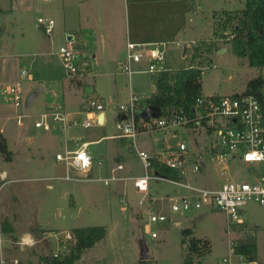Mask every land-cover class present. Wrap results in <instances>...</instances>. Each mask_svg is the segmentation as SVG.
Here are the masks:
<instances>
[{"label":"rangeland","instance_id":"obj_1","mask_svg":"<svg viewBox=\"0 0 264 264\" xmlns=\"http://www.w3.org/2000/svg\"><path fill=\"white\" fill-rule=\"evenodd\" d=\"M0 2L8 10L7 21L2 16L0 24L12 34L11 49L18 54L19 59L13 78L16 76L19 78L24 98L19 109H15L12 102L7 103L9 107L7 114L13 116V119L7 125L6 135L9 137V150L16 155L14 162L10 163L0 154V170L10 173L7 179L10 182L0 187V221L4 220L3 217L9 208L20 211L27 224L34 228L40 225L48 230L45 238L50 235L51 242H55L58 235L79 227L108 225L111 232L109 241L102 245L103 249L105 248L101 250L102 257L98 255L92 258L89 255L91 252L86 251L78 262L80 264H139L145 254L150 257L149 260H145L147 264H184L185 257L189 254V242L194 236L209 240L212 245V248L208 247L201 255L197 253L191 255L195 264H199L200 261L202 264H222L229 256H233L234 261L239 260L232 251L234 239L238 236L235 232L237 227L229 228L224 213L203 209L182 216L172 211V200L188 194V190L172 183L157 184L156 181H151V190L146 196L135 188L133 180L113 182L110 186L98 181L100 178L105 179L113 175H122L126 178L142 176L145 170L138 151L151 154L153 149H165L167 145L174 149L179 143L184 142L191 149L189 154H194V157L198 158L200 153L209 152L206 146L210 139L195 130L175 129L169 132L141 133L136 142L137 150L134 149L132 142L120 150L125 156L124 171L112 172L120 162L116 152L111 155V152L106 151V145L112 142L105 141L93 145L89 148L94 157L92 173L88 175L91 180L67 182L56 179L64 172L55 166L57 148L52 147L45 151L40 147L42 136L55 122L49 123L48 120L43 128H36L35 123L50 106L62 104V93L70 79L66 76L63 63L58 57L61 42L53 43L54 32L52 38H48L37 23L39 18L52 17L58 19L59 26L62 13L66 12L67 16L70 13L79 18L89 11L91 4L95 7V0H25L19 1L20 4L12 0ZM111 3L112 8L119 14L117 15L119 31H123L125 40L127 35L133 39L137 34L142 35L143 31L147 34L148 31L156 40L165 41L167 66L172 71L186 69L191 65L202 68L205 95L225 96L242 93L251 80L264 76V68H252L246 58L239 59L232 53L231 43L226 40L228 31L221 34L222 12L244 8L246 0H113ZM19 30H25V40L22 38L24 42L20 38ZM36 40H42L43 46L39 45V48L32 49L31 45ZM196 40L210 41L212 46L204 51L203 55L197 53L195 57L194 50L185 46L189 47L190 43ZM25 44L29 45L28 49L23 48ZM223 49L226 51L220 54ZM184 51L187 52L186 57L183 55ZM35 53L42 54L34 55ZM213 65L217 68L213 69ZM138 68L142 69L134 67L132 80L120 70L117 76L105 78L97 76L100 86L98 90L107 101L105 113L108 114L109 120L113 115V120L104 129L94 126L89 130L77 129L78 133L85 136L94 134L98 137L118 133L114 116L119 107L128 102L131 93L139 96L142 102L153 95L154 81L152 75L148 73V59H144ZM23 70L35 77L34 80L22 78ZM88 77L85 82H94L93 76ZM38 87H44L45 90L36 95L34 104L27 108L29 98ZM4 97L8 102L9 97ZM18 114L27 116L24 118L23 126L17 122ZM25 133L30 137L28 140L17 139L19 135L25 136ZM39 148L42 150L40 153L45 156L44 164L48 165L47 169L23 171L28 157H37L35 163L40 161ZM206 167L202 175L189 179L192 185L208 188L215 186L218 180L222 184L224 180L229 179L228 171L224 176L217 175V172L219 174L220 170L226 168L224 164L215 165L208 161ZM228 167L230 179L242 183L253 181L251 169L259 171L262 166H248L237 160L230 161ZM11 169H16L17 175L11 173ZM18 179L21 180L12 181ZM1 182H5V179L0 175ZM152 205L157 212H164L171 219V222L153 225V232L159 234L156 239H152L147 233L146 226L150 219L149 208ZM246 212L245 222L253 229L251 237L257 242L256 263L264 264V208L249 203ZM177 222L182 226L176 225ZM185 230H192L194 234L184 236ZM2 239L4 256L10 260L18 259L27 264H38L37 259L33 262L30 259H33V256L39 258L44 252H52L46 240L39 242V251L36 253L29 246H26L27 251L19 249L10 237L3 236ZM242 261L247 262L244 258Z\"/></svg>","mask_w":264,"mask_h":264},{"label":"built area","instance_id":"obj_2","mask_svg":"<svg viewBox=\"0 0 264 264\" xmlns=\"http://www.w3.org/2000/svg\"><path fill=\"white\" fill-rule=\"evenodd\" d=\"M39 27L43 28L46 35L50 36L55 27V20L38 19ZM225 34V33H224ZM227 41L235 38V35L227 33ZM76 34L71 33L67 36V43L60 47L58 57H60L66 76L72 80H78L88 75V69L91 67L89 57L82 50L80 42ZM216 40H213L215 42ZM166 46L158 45L154 48H147L136 44L128 45V59L122 64V72L126 75H133V63H141L144 57H149L148 72L154 75H160L172 71L167 66ZM212 46V42L192 41L190 46L194 53L203 55L204 51ZM77 56L80 59H77ZM187 69H200L194 65L186 67ZM213 69L217 67L212 66ZM22 77L29 78L28 72L23 71ZM264 90V89H263ZM5 96L14 105L15 109H19L23 104L22 90L19 84L6 87ZM86 117H71L66 114L59 105H52L45 113L41 115V119L35 123L36 128H43L47 121L60 124L64 129L82 128L85 130L93 128L94 125H100V116L105 114V106L103 102L96 97L87 100ZM144 106L141 104V99L132 95L130 100L119 107L117 112L115 137L129 140L133 143L134 149L137 150V138L141 133L150 131H165L169 132L175 129L195 130L199 134L208 137L209 143L206 146L209 152L200 153L198 158L194 154H189L191 149L184 142L176 146V150L168 156H153L145 151H138L139 158L143 163L144 174L140 177L119 178L113 176L110 179H98L106 186H109L115 181L133 180L135 188L148 196L150 193L151 181L167 182L175 184L188 190V194L172 200V211L182 216L188 215L191 212H199L203 209L211 211H220L224 213L227 219L229 228L237 227L238 232L244 235L245 238L253 234V229L245 222L244 213L249 206V203H255L264 208V91L263 98L260 99L253 94H233V95H213L201 96L197 99L193 106V115L184 113H168L160 118H149L148 120L141 117ZM95 114L97 118H89ZM140 116V118H138ZM25 115H17L18 124L24 125ZM125 117V119H123ZM49 125V124H48ZM47 125V126H48ZM176 136V134H174ZM154 160L161 167L173 169L178 173L177 178H167L156 171ZM240 160L244 165L262 166L259 171L255 168L251 169L254 180L246 182H236L231 179L225 182L219 188H200L192 185L189 179L197 177L207 168V162L215 165L224 164L226 168L221 170V175L224 176L228 171L230 161ZM56 161L62 164L65 168V175L56 179L67 182L78 180H91L88 174L93 169L94 157L88 151V145H82L74 151L67 149L56 154ZM118 170H122L123 166L119 165ZM150 219L147 222V233L152 239L158 238V232H153V225L171 222L168 214L157 212L155 207L149 208ZM176 225L182 226L180 222ZM230 230H228V234ZM52 235V234H51ZM47 240L48 247L50 246L51 253H41L38 258V264L41 256L54 257L55 259H64L70 254L71 247L76 245V240L71 232L60 234L55 242H51L50 235ZM48 240H50L48 242ZM237 242H233V255ZM5 249L3 248L2 239H0V264H27L18 259H9L4 256ZM239 260L234 261L233 256L224 259L222 264H245L242 261V256L237 255ZM9 259V260H8ZM34 264V263H33ZM250 264V263H247Z\"/></svg>","mask_w":264,"mask_h":264},{"label":"crops","instance_id":"obj_3","mask_svg":"<svg viewBox=\"0 0 264 264\" xmlns=\"http://www.w3.org/2000/svg\"><path fill=\"white\" fill-rule=\"evenodd\" d=\"M19 1L24 2L25 0H12V2L17 3V4H20ZM46 1H48V0H46ZM84 1H86V0H84ZM111 1H113V0H95V7H93V4H91L92 7L89 8V11H86L84 13V16H79V18L75 15H71L70 13H68V16H67L66 12L62 13L60 15L61 18L59 20V22H60L59 26H58V22H57L58 19L53 18L56 22L55 27L52 31V34L50 36L47 35L48 38H52V35L54 32L55 41H53V43H56L57 41L61 42V47H62L67 43V36L68 35H70L71 33L76 34L77 38H79L78 40L80 42L82 50L86 53L87 57H89V60H90V64H91L90 71L91 72L88 73V75H86L85 77H83L81 79H78L75 81L69 80V84L66 87V90H63V93H62L63 98L61 99L62 104L60 106H61V109L66 114H69L71 117H81V116L86 117L87 116L86 108H85L86 103H87V100L92 98V97L99 98L103 102V104L105 106V110H106L107 101H106V98L104 97V95L98 90V87H100V86H99V79L97 78V76H101V77L105 78V77H110V76H117V73L119 70L122 72V64L127 62V59H128L127 55H128V45L129 44H136L139 46H143V47H145V50H146L147 48L149 49L152 46L156 47L158 45L165 43L164 40H161V41L156 40L155 36H153V34H150V32H148V31H147V34H145L143 31L142 35H140L141 33L139 34L140 36L137 34L136 37L133 39H131L127 35V36H125L126 37V40H125L124 35H123V31L122 30L119 31L120 30V26H119V22H118L119 18L117 17V15H119V14L115 11V9L112 8ZM134 6H135V3H134ZM244 8H241L240 10H225V9H223V10H225V11H241ZM133 9L134 8H132V11H133ZM13 10H14V8H13ZM7 12H8V10H6V8L0 2V17L3 16L5 21H7L6 20V13ZM51 20H52V17H51ZM37 26L39 27L38 23H37ZM39 28L43 30V28H41V27H39ZM19 35H20L21 39L22 38L24 39L25 30H19ZM10 36L13 37L12 34L7 31V28H5V26H1V24H0V131L7 138L8 146H9V137H8V135H6V130H7V125H8V123H10L11 119H13V116L7 114V110L9 108L7 103H9L11 101L10 100H8V102L6 101V98L4 97L5 94L3 92L5 91V88L9 87L10 85L11 86H14L15 84L20 85V83L18 82L19 78H17V76H16V78H13L14 69L16 66L19 65V59H18V54H16L11 49L12 48V45H11L12 40H11ZM23 39H22V42H24V40H25V39L24 40ZM39 45L43 46L42 40L33 41V44L31 46L33 49V48H39ZM23 48L28 49L29 45L25 44V45H23ZM221 51L225 52L226 49L221 50ZM186 53L187 52L184 51V53H183L184 57H186V55H187ZM41 54L42 53H35L34 55H41ZM220 54H222V53H220ZM144 59L145 60L148 59V66H149V59L150 58L149 57L147 58L145 56ZM141 63H133V65H132L133 69H134V67L136 69H142V68H138V66H140ZM23 71H26V70H23ZM23 71H21V77H22ZM98 71H100V72H98ZM148 73L151 74L150 72H148ZM123 74L126 75L125 73H123ZM28 75H29V78H25V77H22V78L29 79L30 81H33L35 77H32L30 74H28ZM133 75L132 76L127 75V76L130 78V80H132ZM151 75H152V79L154 81V87H153V89H154L153 94H154L156 91V87H155L156 75H154V74H151ZM88 76L89 77L93 76L94 82H90V83L85 82V80L87 79ZM15 82H17V83H15ZM87 87L93 88V92L89 96L85 94V89ZM40 88H41V90L38 92L37 95H39V93L41 91L45 90L44 87L43 88L38 87L36 90L38 91ZM245 89H244V92L246 91ZM244 92H242V93H244ZM237 94H241V93H237ZM132 95H135V94L131 93V96ZM214 95H218V94H214ZM54 96L57 97V95H54ZM207 96H213V95H207ZM34 102H35V100H34ZM34 102H33V104H34ZM141 104H145V102H142V100H141ZM48 106H50V105H47V107ZM101 115L98 116V118H100ZM104 115L105 116H104L103 124L94 125L95 127L97 126L98 129H104L108 125V123H111L113 120V115H111L110 120L108 118L107 113H105ZM88 117L89 118L90 117L91 118L92 117L97 118V116L95 114H93L92 116H88ZM117 119H118V117L116 114L114 116L115 124L117 122ZM17 122H18V119H17ZM77 129H82V128L64 129L60 124L55 123L54 126L52 125V127L49 130H46V132L42 136V140H41L42 143H40V147H42V149H44L45 151L50 150V148H52V147L53 148L56 147L57 148L56 154H58L61 152V150L63 151L65 149H67L69 151H74L82 145H88V151H89V148L93 145H98V144H101L105 141H110L112 143L106 145V151L111 152V155L113 152H116L117 159L120 160L119 164L116 166V168H113L112 172L118 171L117 167L119 165L123 166V161H124L123 158H125V156L122 153V151H120V150H122L121 149L122 147L129 145V143H130L129 140L115 137L117 135V133L109 135V136L107 135V136H100V137H98L94 134L85 136L84 134L78 133L76 131ZM91 129H93V128H91ZM22 138H26V140H28L30 137H28L27 134L25 136L19 135V137H17V139H22ZM166 147L167 148H165V149L164 148L158 149V150L153 149L154 151L151 152V155L165 157V156H168L170 153H172L173 151L176 150V148L173 149V147H171L170 145H167ZM40 152L42 153L41 148H39V151H38V153L40 155V156H38V158L40 161L35 163L37 157H33V158L28 157L26 159V164L22 169L23 171H25V170L27 171L29 169H31L30 171H34L37 169H41V170L47 169L48 165L44 164L46 162L45 156L43 154H41ZM12 154H14V153L12 152ZM15 155L16 154H14L13 160L10 163L14 162ZM55 166L60 167L61 170L64 171L63 174L65 175L66 171H65V168L62 164H59L56 161ZM10 171H11V173L13 172L15 175H17L16 169H11ZM119 171H124V166H123V169L119 170ZM204 171L202 172V174L204 173ZM216 172H217V170H216ZM91 173H92V171L88 175L90 176ZM63 174H61V176H64ZM220 174H221L220 172H219V174L217 172V175H220ZM0 175L2 176L3 179H5V182L0 183V187H2L4 184L10 182L7 180L10 176L9 171L0 170ZM113 176H115V175H113ZM113 176H111L109 178H105V179L113 178ZM115 177L126 178V176H122V175L121 176L118 175ZM228 177H229V179L231 177V175L229 173V167H228ZM19 180H21V179L12 180V181L18 182ZM122 181L123 180H121V182ZM100 182H102V181H100ZM115 182H120V181H115ZM222 184L218 180L216 185L210 186V188H219ZM48 187L51 188L52 186H48ZM152 201H154V200H152ZM126 210L127 209L125 208L124 211L126 212ZM246 215H247V212L245 211L244 219H245ZM3 218L8 219L11 227L14 230V233H12V234L3 233L1 230V221H0V239H2L3 236H6V238L10 237L12 239V241H14L17 244L19 249L23 248L27 251L28 248H26V246H29V248L34 249V251H36V253H38L37 251H39V247H38L39 242H41V241L43 242L46 240L45 237H46V233L48 232V230L43 229L40 225L38 227L34 228L31 225L27 224L25 222L24 217L22 216V213L20 211L12 210V208H9V210L6 211ZM104 227H107L108 235L104 240L97 243L95 248L88 250L91 252L89 255H91L92 258H96L98 255L100 257H102L103 254H102L101 250L105 249V248L103 249L102 245L104 243H106L107 241H109L108 237H109L110 232H111L110 227H108V225H106ZM258 227H259V225H257V228ZM235 230H236L235 232L238 234V236L235 237L234 242H236L240 239H245L244 235H242L241 233L238 232V229H235ZM193 234L194 233H192L191 235H193ZM194 237L197 239L205 240L202 238H198L196 236H194ZM205 241H208L210 243L209 240H205ZM46 242H47V240H46ZM2 243H3V239H2ZM211 248H212V245H211ZM27 256H28V254H27ZM35 259L38 260V256H33V259H30V260H31V262H33ZM252 264H257V263L253 262Z\"/></svg>","mask_w":264,"mask_h":264},{"label":"trees","instance_id":"obj_4","mask_svg":"<svg viewBox=\"0 0 264 264\" xmlns=\"http://www.w3.org/2000/svg\"><path fill=\"white\" fill-rule=\"evenodd\" d=\"M221 19V34L228 31V33L235 35V38L229 41L232 53L239 59L246 58L252 68H264V0H246L244 9L241 11H223ZM195 57H197L196 52ZM90 72L89 68L88 73ZM203 75L204 73L200 69L187 68L156 75V91L145 101L144 106L158 107L164 116L168 113L193 115V106L197 99L204 95ZM263 89L264 76H259L247 84L244 93L253 94L262 99ZM0 154L6 162L13 160L14 154L9 150L7 138L1 131ZM154 165L160 175L169 179L178 177L175 170L161 167L155 160ZM1 230L5 234L14 233L8 219L2 220ZM183 233L184 236H191L193 231L185 230ZM71 234L76 240V245L71 247L68 256L62 260L41 256L40 264H79V260L86 251L95 248L97 243L107 237L108 229L104 226L79 227L72 230ZM250 237L238 241L234 249L235 254L244 257L247 263L257 262V242ZM189 244V254L186 255L184 264H195L191 255L195 253L201 255L204 250L211 247V243L208 241L195 237L191 238ZM198 263L202 264L201 261ZM139 264H147V262L140 261Z\"/></svg>","mask_w":264,"mask_h":264},{"label":"water","instance_id":"obj_5","mask_svg":"<svg viewBox=\"0 0 264 264\" xmlns=\"http://www.w3.org/2000/svg\"><path fill=\"white\" fill-rule=\"evenodd\" d=\"M194 1H195V0H194ZM223 50H224V49H223ZM220 53H223V52L221 51ZM77 59L79 60L80 57L77 56ZM40 90H41V88H40L38 91L36 90V91L31 95V97H30L29 100H28L27 108H30V107L32 106V104H33V102H34V100H35V97H36V95L38 94V92H39ZM92 92H93V88H92V87H87V88L85 89V94L88 95V96H89L90 94H92ZM142 112H143V113H142L141 116H142L143 119H146V120H148L149 118H160L161 115H162V111H161L160 108L155 107V106H151V105L145 107L144 110H143ZM104 116H105L104 114L101 115V117H100V124H103ZM123 119H125V117H123ZM149 259H150V257H148L147 254H145V256H144V258H143V261H145V260H149ZM245 264H247V263H245Z\"/></svg>","mask_w":264,"mask_h":264}]
</instances>
